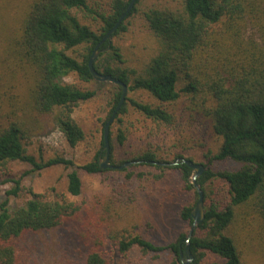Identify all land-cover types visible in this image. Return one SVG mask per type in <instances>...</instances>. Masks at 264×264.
Here are the masks:
<instances>
[{
	"label": "trees",
	"instance_id": "trees-1",
	"mask_svg": "<svg viewBox=\"0 0 264 264\" xmlns=\"http://www.w3.org/2000/svg\"><path fill=\"white\" fill-rule=\"evenodd\" d=\"M89 1L33 0L20 31L6 48L0 49V171L7 172L8 166L19 161L31 166L18 178H6L14 186L6 190L0 201V264H23L26 235L57 228L75 219L81 211L77 203L64 197L46 198L32 190L31 197L12 206L10 199L20 195L24 175L62 165L68 169L67 193L76 196L83 187L79 170L103 171L98 160L79 166L64 155L45 159L41 154L37 158L26 147L33 134L26 115L52 116L73 147L85 137L84 129L72 114L79 103L90 100L97 92L65 83L64 78L75 73L84 81L94 79L89 67L92 53L131 0H111L110 12L98 14L102 21L100 31L82 23L72 12L74 8L91 11ZM141 2L136 0L112 38L126 29L127 18L138 10ZM179 2L176 7L152 6L144 12L161 45L141 72L124 66L121 48L113 42L104 50L109 45L107 40L99 46L94 67L123 81L128 90H144L160 102L155 105L130 98L117 116L126 114L131 105L146 117L170 124L174 116L164 104L187 96L192 108L209 118L214 132L221 137L219 149L210 154L209 161L230 159L240 167L215 171L204 164L205 170L197 178L204 200L208 196L206 184L214 179L226 183L228 199L222 205L205 206V219L191 238L183 233L175 241L162 245L134 235L117 239L114 244L122 253L133 247L155 254L168 250L173 255V264H182L181 251L189 244L194 255L190 264H201L208 252L221 258L211 264H243V251L236 237L229 233L231 226L239 218L251 217L264 232V0ZM252 28L256 35L251 33ZM17 65L27 70L30 79L29 89L21 97L5 93L15 84L12 79ZM181 78L185 84L178 88ZM121 94L122 87L118 84L111 98L109 117ZM183 158L178 156L179 163L171 167L180 171L186 187L191 189L194 170L182 162ZM137 160L167 167V161L158 160L151 151L131 161ZM196 197H199L197 189ZM192 208L184 206L180 210L181 218L190 224ZM100 246L90 247L84 264H110Z\"/></svg>",
	"mask_w": 264,
	"mask_h": 264
},
{
	"label": "rangeland",
	"instance_id": "rangeland-1",
	"mask_svg": "<svg viewBox=\"0 0 264 264\" xmlns=\"http://www.w3.org/2000/svg\"><path fill=\"white\" fill-rule=\"evenodd\" d=\"M32 1L0 0L1 50L20 31L21 21ZM89 4L91 11L74 8L72 12L82 23L100 31L102 21L98 14L110 12L111 0H90ZM179 5V0H142L138 10L127 18L126 29L112 38V42L121 48L125 67L141 72L160 49V40L148 26L144 12L152 6ZM251 33L257 34L253 28ZM12 80H16L15 84L10 85L6 94L21 97L20 94L28 91L30 79L26 69L22 70L17 65ZM64 82L97 92L90 100L79 103L72 114L84 129V139L73 147L53 122L52 116L38 115L33 118L26 115L33 133L30 143L26 145L27 151L37 158L42 154L45 159L64 155L79 166L93 160H104V153L100 154L103 129L118 84L95 78L84 81L75 73L66 76ZM184 84L185 80L181 78L178 88ZM130 98L155 105L160 103L144 90H128L125 102L129 104ZM164 105L174 116L170 124L146 117L131 105L126 114L115 117L110 126L111 163L121 165L151 151L158 160L172 162L182 156L208 164L215 171L240 167L230 159L209 161L210 154L219 149L221 137L214 132L211 120L192 108L187 96L182 95L177 101ZM30 168L27 163L19 161L8 166L7 172L0 171V201L5 197L6 190L14 186L6 178H18ZM79 171L83 187L76 196L67 193L68 169L62 165L24 175L20 195L10 199L12 206L31 197L32 190L46 198L64 197L77 203L81 211L75 219L57 228L26 235L23 244L26 259L23 264H84L90 247L100 246V243H103L100 247L110 264H173V255L168 250L155 254L133 247L127 253H122L114 241L141 235L165 245L183 233L189 234L192 224L181 218L180 210L184 206L194 207L198 198L196 188L186 187L177 168L171 165L159 168L156 164L139 161L123 168H104L98 173ZM206 186V207L222 205L227 201L228 187L223 180L214 179ZM88 230L91 232L90 239L87 237ZM261 230L259 222L251 217L239 218L231 226L229 233L236 237L243 251V264H264V232ZM220 260V257L208 252L201 264Z\"/></svg>",
	"mask_w": 264,
	"mask_h": 264
},
{
	"label": "water",
	"instance_id": "water-1",
	"mask_svg": "<svg viewBox=\"0 0 264 264\" xmlns=\"http://www.w3.org/2000/svg\"><path fill=\"white\" fill-rule=\"evenodd\" d=\"M136 0H131L126 11L119 17L117 22L114 24L113 27H111L108 32L105 34L104 38L102 41L96 46L94 52L92 53V56L89 60V67L90 70L94 76L95 79L97 80H102V81H111L119 84L122 87V94L120 101L116 108L113 110L111 116L108 118V120L104 124V129H103V147L102 151L100 154L104 153V160H99V166L101 169L104 168H123L131 163L134 162H139L137 161H127L122 165H115L110 162V152H111V143H110V126L117 116L121 106L125 102L127 91H128V86L125 84L123 81L109 75V74H103L99 72L95 67H94V61L97 58V56L100 53L99 46L102 44L105 40L109 42V45L104 48V50H107L110 48L111 42H112V36L113 34L117 31L118 27L120 24L125 20L127 17L128 13L131 11L133 6L135 5ZM182 162L187 163L191 168H193L194 172L192 175V183L194 187L197 189L198 192V200L195 204V206L191 210V215L193 218V223L192 227L189 231L188 234V239L192 237L194 230L197 228V226L205 219V200H204V192L203 189L201 188L200 184L197 182V178L204 172L205 166L203 163H198L195 162L194 160L190 158H183ZM153 163H157V161H153ZM161 163V162H158ZM179 163V160H174L172 162H165L167 165H176ZM181 257H182V263L183 264H190L192 260L194 259V255L191 252L190 245L187 244L185 251H181Z\"/></svg>",
	"mask_w": 264,
	"mask_h": 264
}]
</instances>
